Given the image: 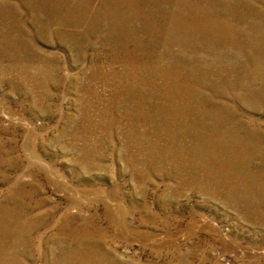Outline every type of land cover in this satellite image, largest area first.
<instances>
[{"label":"rangeland","instance_id":"1","mask_svg":"<svg viewBox=\"0 0 264 264\" xmlns=\"http://www.w3.org/2000/svg\"><path fill=\"white\" fill-rule=\"evenodd\" d=\"M0 264H264V0H0Z\"/></svg>","mask_w":264,"mask_h":264},{"label":"bare ground","instance_id":"2","mask_svg":"<svg viewBox=\"0 0 264 264\" xmlns=\"http://www.w3.org/2000/svg\"><path fill=\"white\" fill-rule=\"evenodd\" d=\"M258 61V60H257ZM259 188V187H258ZM261 188H259V190H260Z\"/></svg>","mask_w":264,"mask_h":264}]
</instances>
